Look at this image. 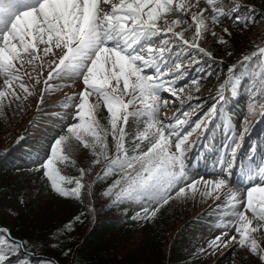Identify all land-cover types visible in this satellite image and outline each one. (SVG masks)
<instances>
[{"label": "snow or ice", "instance_id": "obj_1", "mask_svg": "<svg viewBox=\"0 0 264 264\" xmlns=\"http://www.w3.org/2000/svg\"><path fill=\"white\" fill-rule=\"evenodd\" d=\"M258 25L252 48L234 51V33ZM29 113L28 127L43 121L51 135L28 170L83 211L39 242L0 224V264H59L28 250L71 241L97 203L150 223L190 200L217 217L194 257L264 264V130L253 138L264 123V0H0V118ZM210 146L216 159L201 174ZM60 255L85 264L67 244Z\"/></svg>", "mask_w": 264, "mask_h": 264}, {"label": "trees", "instance_id": "obj_2", "mask_svg": "<svg viewBox=\"0 0 264 264\" xmlns=\"http://www.w3.org/2000/svg\"><path fill=\"white\" fill-rule=\"evenodd\" d=\"M260 2L261 0L259 2L256 0L259 6ZM237 38L238 36L235 34L233 37L234 51L244 49L243 43L236 41ZM208 44L215 55L223 54V48H217L211 40L208 41ZM225 60L230 61L228 57H225ZM213 67L220 69L222 66L214 64ZM194 74V71L190 70V75ZM210 79L211 84L206 85L205 83L203 88L208 89L214 86L215 78ZM3 122L5 120L0 118V124ZM14 138L9 140L8 144L13 143ZM17 153L14 151L5 155L0 150V177L5 165H7L6 163L13 162ZM26 164L31 167L28 161ZM41 196V201L33 208L30 217L28 213L20 215L15 219L12 227L8 226L13 229L12 235L14 237L27 236L39 242L47 237L50 230L83 211V208L77 203L65 200L50 192L44 182ZM49 200H51L50 204H44ZM96 205L97 213L94 216L85 214L82 217V222L76 225L71 234V241H65L60 248L56 249L30 248L28 252L31 259L35 261L37 258L45 256L56 259L59 264H69L73 256L70 255L65 258L60 255L61 248L67 244L73 248L75 258L77 260L82 259L85 264H195L197 262L189 260L181 249L180 242L171 243L168 238L167 235L170 234L167 230L169 206H165L161 210L155 221L143 223L126 219L116 208L104 207L101 209L100 204ZM131 211L132 208L129 207V214ZM0 224L6 225L2 218ZM136 233H140L141 240L132 242L131 238Z\"/></svg>", "mask_w": 264, "mask_h": 264}, {"label": "rangeland", "instance_id": "obj_3", "mask_svg": "<svg viewBox=\"0 0 264 264\" xmlns=\"http://www.w3.org/2000/svg\"><path fill=\"white\" fill-rule=\"evenodd\" d=\"M204 0H200L201 5H203ZM259 2V0H258ZM259 4V3H257ZM259 7V5H257ZM262 33V26H257L250 33L245 34H236L238 38L236 41H241L244 45V49H251L252 42H250L251 36H257ZM230 62L228 60H225ZM211 84V81L206 83ZM206 89V87L204 88ZM64 91H68L65 89ZM63 94V93H59ZM167 95V94H166ZM59 99V98H58ZM56 99V100H58ZM57 109H53L47 112H55ZM174 109H168V114L171 115ZM31 119V113L23 116V118L10 116L8 119L0 124V150L5 149L8 150L11 147H14L16 144H24L29 146V151H43L45 146V141H42L40 137L42 135H51V131L48 132L43 131L44 123L41 122L40 128H32L28 127L26 121ZM23 135V139L19 142H15L13 146L12 144H8L9 140L14 138L16 139L19 135ZM20 135V136H21ZM26 135L28 136L26 138ZM207 153V150L202 153L201 156L197 157V160H206L204 156ZM213 160L209 163V167ZM16 169V168H15ZM14 168H7L1 172L0 177V219L2 218L3 222L7 226H11L14 223L15 219L23 214L32 215V210L35 206L39 204L41 201V194L43 188V180L37 173L29 171L27 167H21V171L17 172ZM201 174L208 171V168H204L202 171L199 168ZM237 186V185H235ZM238 187V186H237ZM21 194H23L24 203L21 204L19 202L21 198ZM43 201V200H42ZM50 204L51 200L44 202V204ZM98 205L100 203H97ZM40 206V205H39ZM97 206V205H96ZM209 204L204 201H187L172 204L170 202L168 217L169 221L167 223V230L169 231L167 235L171 240V243H179L181 245V249L184 254L189 258V260H194L195 264H229V261L232 257L225 253L223 257L219 254L211 257H200L196 258L192 254L194 250L198 247L203 246L207 239L216 235L217 229L214 227H210V224L217 218L214 213L215 209L212 212L206 213ZM55 209V208H54ZM35 213V211H34ZM33 213V215H34ZM140 233H136L132 238V242H138L141 240ZM264 243V241H262ZM240 252L237 251V258H239ZM253 259V258H250Z\"/></svg>", "mask_w": 264, "mask_h": 264}]
</instances>
